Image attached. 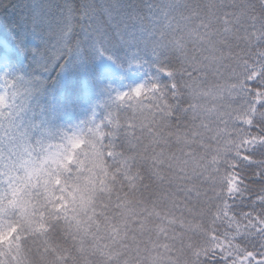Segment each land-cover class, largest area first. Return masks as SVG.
Masks as SVG:
<instances>
[{"label":"snow or ice","instance_id":"snow-or-ice-1","mask_svg":"<svg viewBox=\"0 0 264 264\" xmlns=\"http://www.w3.org/2000/svg\"><path fill=\"white\" fill-rule=\"evenodd\" d=\"M31 23L55 37L49 59L79 46V28L101 54L150 52L168 79L149 77L117 93L103 121L33 144L5 74L0 264H30V248L51 264H179L185 235L247 216L237 201L248 193L256 215L244 227L259 242L190 254L264 264V0H32Z\"/></svg>","mask_w":264,"mask_h":264},{"label":"trees","instance_id":"trees-1","mask_svg":"<svg viewBox=\"0 0 264 264\" xmlns=\"http://www.w3.org/2000/svg\"><path fill=\"white\" fill-rule=\"evenodd\" d=\"M31 4L32 0H0V91L5 90L7 74L8 80L17 84L19 102L25 103L21 116L31 135L42 129L55 137L50 142H59L65 133L84 129L92 121H103L117 93L149 77L167 82V76L159 71L150 52L117 45L101 54L79 28L71 33V42L79 41V46L49 59L55 49V37L46 28H33ZM106 62H111L113 69H107ZM38 138L36 142H49L46 136ZM237 205L248 215L238 211L231 224L217 221L209 225L206 220L201 221L185 235L184 245L173 259L179 264H193L190 249L212 241L225 247H235L237 243L243 247L249 241L258 243V237L251 236L244 227L248 217L256 215L254 210L250 211L251 193L245 194L243 202L238 200ZM237 223L241 225L239 230L235 227ZM56 240L62 243L60 237ZM39 253H43V248ZM37 259L40 264H51L50 257L39 254Z\"/></svg>","mask_w":264,"mask_h":264},{"label":"rangeland","instance_id":"rangeland-1","mask_svg":"<svg viewBox=\"0 0 264 264\" xmlns=\"http://www.w3.org/2000/svg\"><path fill=\"white\" fill-rule=\"evenodd\" d=\"M105 67L107 68V69H113V64L111 63V62H106L105 63ZM22 104H25V103H22ZM24 111V108H22V110H20L19 111V113H18V115H17V117H16V127L18 128V129H20L19 127H22V128H24L25 130L23 131V132H26L27 133V139H28V141H35L33 144H35V143H37L36 141H37V138L38 139H40L41 137H43V136H46V139L50 142V141H52V140H54L55 139V137H51L50 136V134L48 135V131H46V130H42V129H38V133L36 134V135H31L30 134V132H28L29 131V129L24 125V124H26V122L24 123L23 121H26L25 120V118L24 117H22L21 116V113ZM23 125H22V124ZM19 126V127H18ZM4 134L3 133H0V136H3ZM3 143L4 144H6L7 143V137L5 136L4 137V141H3ZM55 143V142H54Z\"/></svg>","mask_w":264,"mask_h":264},{"label":"clouds","instance_id":"clouds-1","mask_svg":"<svg viewBox=\"0 0 264 264\" xmlns=\"http://www.w3.org/2000/svg\"><path fill=\"white\" fill-rule=\"evenodd\" d=\"M29 253L32 255V259L30 261V264H40L39 259H37V256L39 255V253H36L34 251V249H32V248L29 249Z\"/></svg>","mask_w":264,"mask_h":264}]
</instances>
